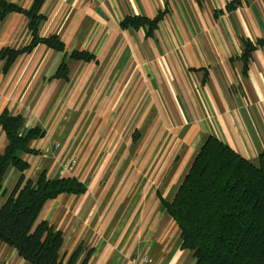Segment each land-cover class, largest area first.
<instances>
[{"label":"crops","instance_id":"0c3cea01","mask_svg":"<svg viewBox=\"0 0 264 264\" xmlns=\"http://www.w3.org/2000/svg\"><path fill=\"white\" fill-rule=\"evenodd\" d=\"M8 1L32 6V0ZM42 13L40 35L58 36L64 53L38 46L6 74L0 60V113L21 114L25 127L45 131L32 143L41 153L26 158L27 178L36 180L44 170L58 177L71 147L88 166L75 174L86 192L61 195L40 215L63 232L71 250L64 263L82 243L94 249L88 264H109L123 242L132 251L135 241L133 251H151L154 264H182L187 251H179V230L157 194L173 198L210 135L253 165L264 164V46L256 45L264 41V0H47ZM159 14L151 34L120 25L127 17ZM29 38L24 15L0 21V48L21 49ZM245 41L255 45L247 69L240 58ZM74 51L94 60L69 58ZM65 54L68 79H50ZM148 107L143 122L138 114ZM161 132L167 134L158 138ZM146 134L153 147L143 153ZM5 143L0 128V151ZM17 176L8 174V188ZM0 260L28 264L2 243Z\"/></svg>","mask_w":264,"mask_h":264},{"label":"trees","instance_id":"16d2710c","mask_svg":"<svg viewBox=\"0 0 264 264\" xmlns=\"http://www.w3.org/2000/svg\"><path fill=\"white\" fill-rule=\"evenodd\" d=\"M47 0H32L29 9L0 0V21L10 13L28 20L30 38L21 49L0 48L3 72L23 54L38 46L64 53L58 36L42 37L40 27L46 17L42 7ZM161 14L153 20L127 17L122 27L143 28L151 34ZM256 45L264 46L263 40ZM255 45L244 42L243 68ZM69 58L90 62L92 54L74 51ZM66 54L50 79H68ZM0 128L6 143L0 151V243L15 250L28 264H88L94 249L79 244L69 255L61 252L64 234L40 215L45 205L61 195L78 196L87 186L75 177L48 178L42 173L37 180L27 178L26 159L41 152L32 146L45 136L39 126L27 128L21 114L0 113ZM138 139V131L134 138ZM12 171L17 178L10 188L6 178ZM162 209L179 230V249L192 253V264H264V164L253 165L233 148L210 135L200 146L173 198L166 201L158 193Z\"/></svg>","mask_w":264,"mask_h":264},{"label":"rangeland","instance_id":"374dc122","mask_svg":"<svg viewBox=\"0 0 264 264\" xmlns=\"http://www.w3.org/2000/svg\"><path fill=\"white\" fill-rule=\"evenodd\" d=\"M34 50V49H33ZM32 50V51H33ZM31 51V52H32ZM30 52V53H31ZM29 54V53H28ZM10 70V69H9ZM8 70V71H9ZM7 71V72H8ZM1 72L2 73H4L3 72V67H2V70H1ZM4 74H6V73H4ZM146 99L147 98H143V97H141L140 99H138V102H142V100H145L146 101ZM142 105H143V103H141ZM150 111H149V107L147 108V110H146V112L145 113H141V114H138V116H141V120L144 122V121H146V122H148V120H149V117H150ZM137 116V117H138ZM151 117H153L154 119L155 118H162V115L161 114H155V113H153V115L151 116ZM163 121V120H162ZM143 122H141V125H148V124H144ZM145 122V123H146ZM158 122V121H157ZM85 123H86V120H85ZM43 130V129H42ZM143 131V130H142ZM142 131H140L141 133H142ZM131 131H128L127 132V134H126V137H128L129 136V133H130ZM139 134V133H138ZM167 134V132H161L160 133V135L158 136V138H163V137H165V135ZM140 136V135H139ZM141 137V136H140ZM139 137V138H140ZM151 137V135H145V137L143 138V140H142V149H141V151L140 152H143V153H147V152H149V148L152 146L153 147V145H151V140L149 139ZM79 148V147H78ZM85 149V147L84 146H80V148L78 149V152H82L83 150ZM70 155H69V158H68V160H67V163L65 164V168L60 172V173H56V175L58 176V177H75V178H77V176L75 175L76 174V172H77V170L78 169H80V168H82L83 170H86L85 169V167H86V163H84L83 164V166H82V164H80V162H79V158H78V156L76 155V150H75V147H71V151H70V153H69ZM89 164V163H88ZM88 167V166H87ZM86 167V168H87ZM60 169H62V168H60ZM82 170V171H83ZM42 173H45V175L48 177V178H56V177H50V176H48V174H49V171H47V170H44V171H42L41 173H40V175L42 174ZM48 173V174H47ZM87 173H90V170H88V172ZM39 175V176H40ZM38 176V177H39ZM37 177V178H38ZM78 179V178H77ZM83 179V178H82ZM37 180V179H36ZM78 180H80V178L78 179ZM33 181H35V180H33ZM81 181V180H80ZM84 181V180H83ZM6 187H7V185H6ZM174 196V195H173ZM132 200H134V199H132ZM113 205V204H112ZM116 206V204L113 206V207H115ZM110 210V209H109ZM115 210V208L113 209V211ZM133 211V210H132ZM124 212H130V211H124ZM123 217L121 218V219H119V223H121V225L122 226H124V223L122 222L123 220ZM125 219V218H124ZM125 243L123 242L122 243V245L120 246V249H119V252H118V255L121 257L120 259H119V257L118 258H116L117 256H115V257H113L111 260H112V262H110L109 261V264H114L115 262H116V264H124V262L126 261V263L125 264H154V260H153V258L154 257H152L151 256V251H150V253L147 255L146 253H143V252H139V251H137V252H134V251H136V242L134 241V242H132V243H130L131 244V249H129V250H132V251H128L126 248H124V245ZM67 245V246H66ZM65 245V243H64V246H63V249H62V252H61V254H62V256L64 257L68 252H70L71 250H66V248H68V244H66ZM133 249H134V251H133ZM122 251H128L125 255H122ZM176 251H178L177 250V247H176V249H175V251H174V255H173V260L175 259V255H176ZM179 251H181L182 252V250H179ZM186 256V257H184L182 260H181V258L183 257V256ZM190 255H192V253H190V254H188V252L186 253V252H183L182 253V255H181V257H180V259L179 260H181V262H182V264H192V262H193V259L191 258V256ZM8 259H6V261H7ZM3 262V260L1 261L0 260V264H5L4 262Z\"/></svg>","mask_w":264,"mask_h":264}]
</instances>
